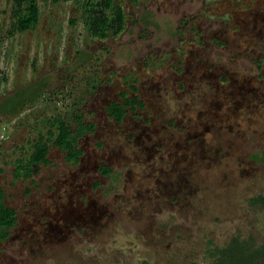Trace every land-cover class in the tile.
<instances>
[{"label":"rangeland","instance_id":"374dc122","mask_svg":"<svg viewBox=\"0 0 264 264\" xmlns=\"http://www.w3.org/2000/svg\"><path fill=\"white\" fill-rule=\"evenodd\" d=\"M37 1L22 32L17 1L0 0V103L31 98L0 110L18 219L0 264H218L236 238L264 245V0H115L125 22L105 38L87 27L91 0ZM133 83L144 107L118 123L107 107ZM73 109L96 126L80 160L51 141L50 162L17 178Z\"/></svg>","mask_w":264,"mask_h":264},{"label":"trees","instance_id":"16d2710c","mask_svg":"<svg viewBox=\"0 0 264 264\" xmlns=\"http://www.w3.org/2000/svg\"><path fill=\"white\" fill-rule=\"evenodd\" d=\"M16 1L18 3L17 29L22 32L35 29L41 18V10L38 1ZM88 6L89 15L86 24L94 35L105 38L111 32L117 33L122 29L125 22V14L121 4H116L115 0H105V7L109 9V12L96 14H94L95 4L92 0L88 2ZM133 82L135 83L136 79L133 80ZM134 83L130 84L131 90L134 93L133 95L123 92V102H113L107 107L109 114L115 118L118 123H121L128 113V106L132 108H138L139 106L144 107V102L136 93L138 87ZM10 98V100H14V96ZM30 99L31 98L20 103L19 107L16 109L3 108L4 104L2 106V103H0V110L8 114L16 113L19 108L24 106ZM95 127L94 122L86 123L83 115L76 109L64 112L63 114L60 113L53 119L52 136L47 139H44L42 136L37 141L36 147L29 157L18 161L15 171L16 177H29L33 173V166L40 163L48 164L50 162L48 154L51 141L55 146L66 151V158L68 161L78 162L83 154V151L78 148V140L85 133L93 132ZM102 171L108 174L111 172V169L108 166H104ZM4 198L5 193L3 190H0V240H5L10 235V229L15 227L18 221L16 209L7 205ZM257 200L264 203V198L262 197L257 198ZM194 264L199 263L195 262ZM218 264H264V245L255 247L254 244L250 243L248 240L242 241L236 238L227 248L220 252Z\"/></svg>","mask_w":264,"mask_h":264},{"label":"flooded vegetation","instance_id":"af4514ba","mask_svg":"<svg viewBox=\"0 0 264 264\" xmlns=\"http://www.w3.org/2000/svg\"><path fill=\"white\" fill-rule=\"evenodd\" d=\"M81 156H82V155H81ZM194 263H195V262H194ZM194 263H193V264H194Z\"/></svg>","mask_w":264,"mask_h":264}]
</instances>
